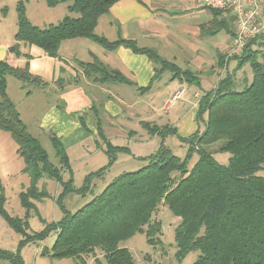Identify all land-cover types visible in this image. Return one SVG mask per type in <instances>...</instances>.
Listing matches in <instances>:
<instances>
[{
	"label": "trees",
	"instance_id": "trees-1",
	"mask_svg": "<svg viewBox=\"0 0 264 264\" xmlns=\"http://www.w3.org/2000/svg\"><path fill=\"white\" fill-rule=\"evenodd\" d=\"M60 1L63 0H45L48 6H55ZM117 1L70 0L67 10L78 13V16L65 15L56 24L45 28L29 21L24 3L19 1L15 42L8 50L19 55L20 44L23 43L35 45L48 56L56 57L63 40L85 37L106 49L124 45L134 52L144 53L154 62L158 59L161 70L169 69L179 75L182 70L178 66L168 63L149 48L138 47L131 39L110 41L96 34L99 17L108 13ZM209 9L212 17L199 25L201 35L224 28L231 40L235 35L233 18L222 15L218 9ZM263 44L264 34L249 40L239 55L226 57L225 62L238 59V67L248 62L252 80L242 89L234 90L233 76L227 74L214 87L204 91L195 114L196 121L203 124L202 128L198 126L183 137L175 128L143 123L147 132L162 138L158 148L145 157L147 164L137 170L120 173L74 212L61 205V219L47 224L40 232H34L38 240L46 239L50 232L55 234L53 244L44 248L43 254L53 258H72L75 264H87L85 256L93 255L95 264H102L95 256L96 250H100L106 264H134L131 252L120 243L136 232L143 233L150 244L158 242L161 222L157 219L152 221V215L163 203L179 218L174 229L176 260L180 261L192 250H199L193 264H264V176L257 174L264 168V63L258 60L261 51L253 49V46ZM79 65L86 76L99 82L134 84L120 71L111 69L97 58ZM182 74L188 84L198 83L190 70H183ZM8 75L23 84L43 83L29 73L26 64L18 67L7 60H0V129L8 131L14 139L17 153L23 160L22 171L30 179L29 185L19 194L20 204L25 209L23 224L19 217L7 213L2 198L0 214L10 227L25 235L29 227L26 221L28 211L34 208L32 200L48 197L45 189L37 184L42 175L63 185V193L56 199L60 203L66 192L83 193L88 190L91 180L101 176L112 164L114 156L111 152L125 148L112 146L103 138L110 147L107 150L108 163L86 174L85 186L81 189L72 188L71 179L63 183L62 172L71 171L66 150L59 138L52 135L51 145L59 166L49 160L46 150L28 131L7 94ZM148 88L149 85L139 89ZM170 134L186 143L183 158L164 145L163 137ZM215 144L218 148L212 150ZM218 152L229 153L226 164L216 160L214 155ZM194 154L197 158L189 165ZM28 240L33 239H26L25 235L20 244ZM0 260L21 264L18 253L3 249H0Z\"/></svg>",
	"mask_w": 264,
	"mask_h": 264
},
{
	"label": "rangeland",
	"instance_id": "rangeland-1",
	"mask_svg": "<svg viewBox=\"0 0 264 264\" xmlns=\"http://www.w3.org/2000/svg\"><path fill=\"white\" fill-rule=\"evenodd\" d=\"M19 1L24 3L25 14L29 21L40 28H45L49 24H56L65 15L78 16V13L67 10L70 0L60 1L55 6H48L45 0H0V42H6L10 45L15 42L14 34L17 29L16 7ZM141 1L144 2L146 8L150 9V14L145 18V26L142 30L140 28L137 30L135 23H128V34L136 36L137 46L153 50L162 59L175 64L182 71L190 70L193 75H196L198 83H179L178 78H172L173 72L169 69L159 72L152 79L148 89L140 90L138 87V90L142 92L140 93V99L143 100L141 105L144 106V113L140 118L157 125L168 124L178 127V134L184 136L195 130L193 127L185 125V120L182 121L181 117L186 112L187 103L194 98L193 94H197L195 96V99H197L204 91L214 87L227 74L233 76L232 89L240 90L251 82L252 69L248 62H244L238 67V59L235 58L225 62L226 57L230 56L231 40L229 33L224 28L209 35H201L199 25L212 17L209 8L198 6L191 0ZM109 18L110 14L108 13L101 17L100 27L96 29V33L105 30L110 38L115 39L118 26L114 24L112 28H108V24L106 27L103 24ZM21 46L25 50L27 44L22 43ZM253 49L261 51L258 60L264 63V44L253 46ZM9 57L13 59L11 54ZM155 66H161L158 59ZM182 71L179 77L182 78V81H185L183 80L185 76ZM6 80L8 93L17 109H20L22 118L26 122L28 118L37 120L44 110V100L36 96L41 91V88L38 87L42 84L35 85L26 82V86L23 87L22 85L25 84L11 75H8ZM145 85L147 83L139 86ZM176 86L184 88L183 94L174 107L164 110L163 106L166 100L171 97L174 91L173 88ZM122 87L129 92L132 91V87L129 85H123ZM28 90L30 95L26 97L29 94L27 93ZM126 98L130 100L131 97L128 95ZM172 103L174 102H171L170 99L169 106ZM185 103L186 105L182 108ZM23 104L31 105L32 108L29 113L22 110ZM152 104L155 107L154 112L148 108ZM206 116L207 114L204 115V118ZM197 123L196 126L202 128L203 124L199 122L197 125ZM181 126L183 127L181 128ZM122 129L123 133L118 131L119 129L105 130V136L90 134L85 137L84 141L77 143L78 146L68 149L67 155L71 164V171L62 172V181L66 183L71 179L72 188L77 190L85 186L86 174L96 171L108 163L109 154L107 150L110 147L104 143V137L110 140L112 146L125 148L111 152L114 157L110 167L101 176L94 177L89 183V189L83 193L66 192L61 196V201L58 203L56 199L63 193V185L55 179L42 175L37 184L40 188L45 189L48 197L40 201L32 200L34 208L28 211V217L26 218L29 226L25 234L26 239L31 238L33 240L20 244L25 235L10 227L0 214V249L18 253L21 264H75L72 258H53L46 253L43 254V249L50 248L53 244L54 232H50L46 239L42 240H38L34 232H40L47 224L60 220L63 215L62 206L64 209L74 212L100 193L120 173L134 171L147 164L145 157L158 148L162 138L160 139L157 135L153 136L150 132L147 133L141 128L139 119L125 124ZM29 131L35 134L31 125ZM130 132L132 133L130 134ZM37 137L46 150L49 160L59 166L49 135H39ZM163 138L164 145L169 147L173 154L181 158L184 157L187 149L186 143L180 142L175 134ZM217 148L218 144L212 146V150ZM214 156L218 162L226 164L229 153L218 152ZM196 158V154L192 155L189 159V165H192ZM23 166V160L17 153V144L11 134L0 129V199L2 198L3 207L9 215L20 218L21 225L25 221V209L20 204L19 194L30 183L29 176L22 171ZM257 174L264 176V168L258 171ZM152 219V221L157 219L161 222V232L157 234L158 242L155 241L154 244H150L143 233L136 232L120 243V246L128 248L131 252L134 264H193L199 250L188 252L180 261L176 260L174 256L176 250L174 229L179 222V218L174 216L165 204L160 203L153 213ZM95 256L101 260L102 264H106L100 250H96ZM94 258L93 255L85 256L86 263L95 264ZM0 264L12 263L8 260H0Z\"/></svg>",
	"mask_w": 264,
	"mask_h": 264
},
{
	"label": "crops",
	"instance_id": "crops-1",
	"mask_svg": "<svg viewBox=\"0 0 264 264\" xmlns=\"http://www.w3.org/2000/svg\"><path fill=\"white\" fill-rule=\"evenodd\" d=\"M145 6L141 0H119L115 2L108 11L110 18L106 19L103 24L105 27L108 24V28H112L114 24L118 26L115 32L117 37L115 39L110 38L105 30H101L96 34L104 36L110 41L125 38L136 43V36L128 34V23H135L136 29L140 28L142 30L145 26V18L150 14V9ZM102 16L98 19L96 29L100 27ZM9 46L10 44L6 42H0V60H7L11 65L18 67H23L26 64L29 73L43 83L38 87L41 88V91H37L36 96L44 100V110L37 120L28 118L27 122L22 118L20 109H17L7 90V94L18 110L21 120L26 124L28 131L31 125L35 134L29 132L37 139H39L37 137L39 135H49V139L52 135H55L68 153L69 148L78 146L77 143L84 141L88 135L97 134L99 136L101 134L105 136L104 131L108 129H119L118 131L123 133L122 128L125 127V124L135 122L136 119H139L140 126L144 130L143 123L157 125L140 118L144 113V106L141 105L143 100L140 99V93L142 92L138 90V87L150 86L152 79L165 69L161 70L160 67H156V62L146 54L134 52L124 45L106 49L97 42L85 37L63 40L60 43L56 57L48 56L35 45H27L24 50L21 44L19 55H15L10 53ZM10 54L13 59L9 57ZM94 58L102 61L111 69H117L134 84L99 82L86 76L79 63H88ZM172 76V78H178L179 83H188L184 78L185 81H182L179 75L173 73ZM144 83H147V85L139 86ZM123 85L131 86L132 91H127L122 87ZM178 88L179 86H176L173 89L175 91ZM27 93H29V90ZM29 95L30 93L26 97ZM128 95L131 97L130 100L126 98ZM195 96H197L196 93L193 94L194 98L187 103L186 112L181 117L182 121L185 120V125L187 124L196 130L198 126H196L195 114L200 97L195 99ZM170 98L166 100L163 106L164 110L174 107L181 97L169 106ZM184 105L186 103L183 104L182 108ZM31 108L30 104H23L22 110L29 113ZM148 108L153 112L155 111L153 104ZM157 126L172 127L176 129L177 134L179 133L177 131L178 127L175 126L168 124ZM151 135L155 136L156 134Z\"/></svg>",
	"mask_w": 264,
	"mask_h": 264
},
{
	"label": "built area",
	"instance_id": "built-area-1",
	"mask_svg": "<svg viewBox=\"0 0 264 264\" xmlns=\"http://www.w3.org/2000/svg\"><path fill=\"white\" fill-rule=\"evenodd\" d=\"M191 1L201 7L218 9L222 15L233 18L235 35L230 42V56L239 55L249 40L264 34V0ZM183 91V87L175 90L171 95V102L179 99Z\"/></svg>",
	"mask_w": 264,
	"mask_h": 264
}]
</instances>
